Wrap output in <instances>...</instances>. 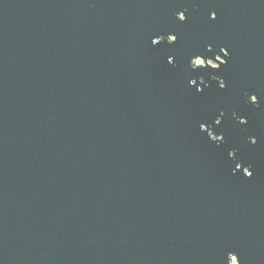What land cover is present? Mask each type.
I'll return each mask as SVG.
<instances>
[{"label": "water", "instance_id": "water-1", "mask_svg": "<svg viewBox=\"0 0 264 264\" xmlns=\"http://www.w3.org/2000/svg\"><path fill=\"white\" fill-rule=\"evenodd\" d=\"M238 83L264 0H0V264H264Z\"/></svg>", "mask_w": 264, "mask_h": 264}, {"label": "flooded vegetation", "instance_id": "flooded-vegetation-1", "mask_svg": "<svg viewBox=\"0 0 264 264\" xmlns=\"http://www.w3.org/2000/svg\"><path fill=\"white\" fill-rule=\"evenodd\" d=\"M216 66H218L216 64ZM220 86L222 88L225 87V81L224 79L221 77L220 79ZM250 90H253L249 93V90H247V85H245V83H238L237 85V93L240 94V96H244L245 97V104L248 105L250 103H253L254 105H257V96L258 94H264V83H258L257 87H251ZM238 112L237 109L233 111V113ZM242 124L246 123V119L245 118H239L238 119ZM250 140L254 141V138H249Z\"/></svg>", "mask_w": 264, "mask_h": 264}, {"label": "built area", "instance_id": "built-area-1", "mask_svg": "<svg viewBox=\"0 0 264 264\" xmlns=\"http://www.w3.org/2000/svg\"><path fill=\"white\" fill-rule=\"evenodd\" d=\"M194 62H195L196 65H204V64H205V61L202 60L201 58L196 59ZM211 62H212V61H211ZM208 63H210V61H208ZM213 63H214V62H213ZM212 65H213V64H212Z\"/></svg>", "mask_w": 264, "mask_h": 264}, {"label": "rangeland", "instance_id": "rangeland-1", "mask_svg": "<svg viewBox=\"0 0 264 264\" xmlns=\"http://www.w3.org/2000/svg\"><path fill=\"white\" fill-rule=\"evenodd\" d=\"M210 64H213V65H215V63H213V62H211V61H210Z\"/></svg>", "mask_w": 264, "mask_h": 264}]
</instances>
